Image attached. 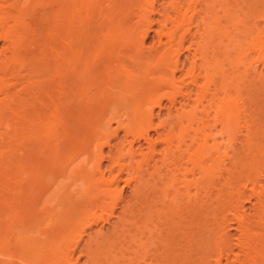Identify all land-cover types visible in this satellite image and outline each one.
<instances>
[{
	"label": "bare ground",
	"instance_id": "6f19581e",
	"mask_svg": "<svg viewBox=\"0 0 264 264\" xmlns=\"http://www.w3.org/2000/svg\"><path fill=\"white\" fill-rule=\"evenodd\" d=\"M0 42V260L264 264V0H0Z\"/></svg>",
	"mask_w": 264,
	"mask_h": 264
},
{
	"label": "rangeland",
	"instance_id": "374dc122",
	"mask_svg": "<svg viewBox=\"0 0 264 264\" xmlns=\"http://www.w3.org/2000/svg\"><path fill=\"white\" fill-rule=\"evenodd\" d=\"M157 16V15H156ZM154 32H152L151 34H153ZM153 42V38H152V36H150V37H148L147 39H146V41H145V43L147 44V45H149V44H151ZM1 43L2 42H0V45H1ZM262 68V66L261 65H259V69H261ZM163 104L165 105V106H162V108H161V112H160V114L161 115H164V113L165 112H167V106H168V101L166 102V100L165 101H163ZM158 110H159V107L158 106H156L155 107V114L157 115V112H158ZM113 125H115L114 123H113ZM79 126V125H78ZM123 132L122 131H120V133H119V135L121 136V134H122ZM115 136V137H112V139H111V143L110 144H107V145H103V151L105 152V153H110V148H116L115 146L117 145L116 143H120V141L119 140H122V138L120 137V136ZM121 138V139H120ZM124 144H127V142H124ZM113 148V149H114ZM83 155H85V154H83ZM83 155H81V157H83ZM108 160H105V161H103V165H106V163H108L107 162ZM122 184V183H121ZM128 188H129V190H130V187H127L126 188V190H127V192L129 193V190H128ZM126 192V193H127ZM127 193V194H128ZM245 205H244V207L247 209V211H249L250 210V202H245L244 203ZM211 216V215H210ZM212 216H214V214L212 215ZM217 217L219 218V215L218 216H214V218L215 219H217ZM115 219V218H114ZM113 219V220H114ZM212 220H213V217H212ZM218 221L220 220V219H217ZM216 221V220H215ZM215 223H217V222H214L213 223V225L214 226H216V224ZM212 224H211V226H213ZM108 226H110L109 224H105V226L103 227V230L105 229L106 231H107V229H109V227ZM100 227V224L99 225H94L92 228H89V229H87V232L89 233V234H94V232H96V230H98V228ZM227 229H228V233H230V234H233V235H231V238H230V240L233 242V241H235V236L237 235V231H236V229L235 228H230V227H227ZM88 233H86L87 235H84V240H82V242L84 243V241L86 242V238H88V236H90ZM229 234V235H230ZM81 242V245L79 246V248L78 249H76L77 251H75L76 253H74V256L76 257H79V255H77V254H80V247L83 245V243ZM13 246V245H12ZM14 247V246H13ZM12 248V247H11ZM15 248H17L16 246L14 247V248H12V250L14 249V251H17V249L15 250ZM14 251H12V252H14ZM235 251H237V248H235ZM15 253H17V252H15ZM234 253V252H233ZM233 253H231V255H230V258H233ZM21 253L19 252V255H20ZM19 255H16L15 254V256L14 255H9V256H7V258H9V259H2L3 260V262H2V260H0L1 261V264H10V263H12V261H14L15 259H18V261L19 260H21L22 262L23 261H25L24 259H22L23 258V256H22V258H20V257H16V256H19ZM3 257V258H6V256H4L1 252H0V257ZM13 256V257H12ZM82 256V255H81ZM1 257V258H2ZM13 258V259H11V258ZM86 256H82V257H79V262H80V264L82 263V264H84L83 262L85 261L84 260V258H85ZM81 259V260H80ZM10 260V261H9ZM223 262H226V260H227V257L226 256H224L223 257ZM6 261V262H5ZM15 261H17V260H15ZM13 262L12 264H19V262L17 261V262ZM81 261H83V262H81ZM5 262V263H4ZM8 262V263H7ZM10 262V263H9ZM20 264H22V263H20Z\"/></svg>",
	"mask_w": 264,
	"mask_h": 264
}]
</instances>
